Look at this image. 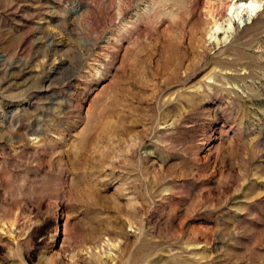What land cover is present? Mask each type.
<instances>
[{
    "label": "rangeland",
    "instance_id": "1",
    "mask_svg": "<svg viewBox=\"0 0 264 264\" xmlns=\"http://www.w3.org/2000/svg\"><path fill=\"white\" fill-rule=\"evenodd\" d=\"M234 1L0 0V264H264V0Z\"/></svg>",
    "mask_w": 264,
    "mask_h": 264
},
{
    "label": "bare ground",
    "instance_id": "2",
    "mask_svg": "<svg viewBox=\"0 0 264 264\" xmlns=\"http://www.w3.org/2000/svg\"><path fill=\"white\" fill-rule=\"evenodd\" d=\"M261 8H262V0H248V1L247 0H235L234 2L230 3V5L227 6V10L229 11V14H231L235 18H240V16L242 15L243 12H247L252 17V16L256 15L261 10ZM212 16L213 15L210 14V17L211 18H212ZM226 22H227L228 26L231 25V20L230 19H227ZM219 31H220V25L217 23V21H215L213 19V25L209 29L208 34L210 32H212V34L214 36H216V35H218ZM212 34L210 33V36H212ZM188 68H190V67H188ZM207 78L208 79H212L211 74L208 75ZM20 138L21 137H19V139ZM8 142H9V140H8ZM157 213H159V211L154 212L153 214L150 215V218L146 221L148 225H151V223H153V220L152 219L155 216H157ZM131 216L134 217V218H136V214H132ZM166 216H167V221H166L167 223L166 224L168 226H171V227H179L183 223V222H181L182 216L178 212L176 214L166 215ZM160 222H162V221H160ZM177 222H179V223H177ZM143 225H144L143 224V221H141V226H143ZM116 246L117 245L110 244V247L115 248ZM189 246L190 245H188V247ZM104 255L105 256H109V257L112 256V254H110V253L107 254L106 252L104 253ZM70 259L72 260L73 259V256H71ZM93 264H107V263L103 260V257L102 258L97 257V258H94L93 259ZM147 264H155V262H148Z\"/></svg>",
    "mask_w": 264,
    "mask_h": 264
}]
</instances>
